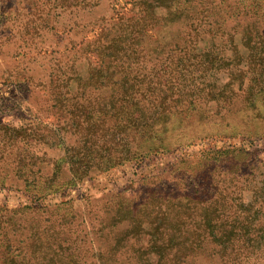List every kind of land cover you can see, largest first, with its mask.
<instances>
[{"label": "rangeland", "instance_id": "obj_1", "mask_svg": "<svg viewBox=\"0 0 264 264\" xmlns=\"http://www.w3.org/2000/svg\"><path fill=\"white\" fill-rule=\"evenodd\" d=\"M78 1L0 0V264H28L25 257L32 263H43L42 250L36 246L40 241L52 239L60 243V254L55 260L49 259L50 264H75L76 257L69 254L79 251L84 255L80 264H156L155 256L147 249L155 248L154 243L148 241L150 233L155 232L154 227L160 224L169 235L183 236L189 235L191 228L168 227L158 218L144 233L148 222L135 225L136 222L130 220L129 207L140 205L155 192L165 199L187 193L202 173L219 164L227 169L223 174L230 177L244 172L251 173L249 181L253 177L264 179V99L260 97L256 106L250 107L241 93L225 111L217 108L214 101L202 99L201 110L184 114L179 132L185 138L171 150L137 155L81 179L74 177L63 162L60 164L65 148L53 138L61 133L60 104L53 100L60 88H54L55 84L50 81L60 74V61L64 64L73 59L79 74L85 76L91 61L84 54H75V49L68 45L69 39L89 41L91 28L98 23L115 22L111 19L114 10L131 7V0L76 3ZM213 1L219 3L218 15L223 18L219 24L224 25L226 33L213 39L206 35L196 42L192 38L189 47L196 51L202 49L203 53L211 50L213 56L220 58L236 53L242 55L243 59H237L238 64L234 65L247 76L257 75L264 69V64H258V57L264 55L259 53L264 42L256 35L264 31V0ZM209 2L211 0H202L204 7L210 8ZM156 8L165 10L164 6ZM178 27V31H183V25ZM233 27L237 28V33L229 37L227 33L233 31ZM238 31L246 36L241 37ZM235 50L236 53L232 52ZM156 56H147L145 63L148 66L157 63V68L161 69L158 60L165 55L160 54L159 59ZM248 56L253 57L251 63L248 62L250 57L246 59ZM248 64L252 66L249 68ZM51 72L55 76L50 77ZM208 73L217 77L216 86L225 85L228 71L210 70ZM208 78L207 75L205 83L200 85L212 86L213 79ZM247 81L233 80L230 86L243 90ZM255 86L264 87V81ZM4 124L35 126L38 133L45 135L49 128L54 131L51 138L38 137L39 140L32 141L30 148L40 157L33 165L35 173L28 179L17 172L12 152L15 147L9 140L11 130L6 131ZM223 150L232 156L223 155V161L210 158L216 151ZM54 160L61 167L53 184L55 190L31 195L32 189L44 187L53 171ZM219 171L216 168L213 177L217 178ZM247 194L244 192V197H248ZM139 207L136 208L137 218L142 217ZM175 209L170 214L173 222ZM32 243L34 246H30ZM8 253L19 256L16 261L6 263ZM201 261L220 264L203 261L200 257L194 264Z\"/></svg>", "mask_w": 264, "mask_h": 264}, {"label": "trees", "instance_id": "obj_2", "mask_svg": "<svg viewBox=\"0 0 264 264\" xmlns=\"http://www.w3.org/2000/svg\"><path fill=\"white\" fill-rule=\"evenodd\" d=\"M79 2L85 0L76 3ZM209 3L210 8L204 7L202 0H131V7L113 11L111 19L115 22L98 23L91 28L89 41L75 42L70 38V49H75V54H84L91 62L86 75L81 76L74 59L64 64L60 61V74L50 81L55 84L54 88H60L53 100L60 104L61 133L53 137L52 128L45 135L38 133L35 126L2 125L6 131L11 130L9 140L15 147L12 152L19 176L28 179L35 173L33 165L40 156L30 146L38 137L60 141L65 148L60 164L63 162L74 177L81 179L137 155L171 150L185 138L179 132L184 114L201 110L202 99L214 101L216 107L224 111L233 104L238 93L243 94V100L250 103V107L256 106L260 97L264 99V87L255 86L264 81V69L257 75L247 76L234 65L238 64L237 59L244 57L236 55L237 49L232 51L236 53L234 56L220 58L213 56L211 50L203 53L202 49L196 51L189 47L192 38L196 42L206 35L213 39L226 33L224 25L219 24L221 19L223 21L218 15L219 3L213 0ZM156 6H164L165 10ZM179 25L184 26L181 32ZM232 30L227 33L229 37L237 33L236 27ZM240 35L245 37L246 33L241 31ZM256 35L264 42V31ZM259 53L264 54V48ZM160 54L165 55L158 60L161 69L157 68V63L149 66L145 63L147 56L157 55L159 59ZM258 59V64L263 65L264 55ZM251 66L248 64L249 68ZM210 70L228 71L224 86H216L217 77L210 76ZM207 75L208 79H213L209 88L200 85L205 83ZM52 76L55 74L51 72ZM245 79L248 81L243 90L230 86L233 80L242 83ZM176 133L179 134L174 139ZM223 155L232 156L223 150L216 151L210 158L223 161ZM58 164L53 161V171L44 187L32 189L31 195L55 190L53 184L61 168ZM215 165L218 164L215 162ZM216 168L220 170L217 178L213 177ZM216 168L202 173L187 193L165 199L155 192L140 205L129 207L128 214L135 225L148 222L144 233L158 218L168 227L191 228L189 235L183 236L169 235L160 224L154 227L155 232L150 233L148 241L154 243L155 248L147 249L155 256L156 264H194L197 257L220 264H264V179L253 177L249 181L251 173L244 172L230 177L223 174L227 169L220 164ZM244 192L248 197H244ZM137 207L141 218L136 217ZM174 209L173 222L170 214ZM36 248L42 250L45 262L32 263L25 257L28 264H50L49 259L55 260L60 254V243L53 239L40 241ZM81 252L69 254L76 257L75 264H80L84 258ZM18 256L10 254L5 262L16 261Z\"/></svg>", "mask_w": 264, "mask_h": 264}]
</instances>
